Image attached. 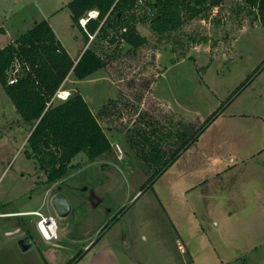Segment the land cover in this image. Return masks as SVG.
Instances as JSON below:
<instances>
[{"label":"rangeland","instance_id":"rangeland-1","mask_svg":"<svg viewBox=\"0 0 264 264\" xmlns=\"http://www.w3.org/2000/svg\"><path fill=\"white\" fill-rule=\"evenodd\" d=\"M1 1L15 16L36 20L40 17L32 15L38 8H56L50 0ZM137 9L152 18L148 7L140 5ZM214 11L210 18H197L186 26L185 36L192 35L197 42L182 41L180 49L186 57L171 51L173 46L179 49L175 39L167 44L157 43L147 21L137 26L139 34L148 41L146 46L132 52L125 43H110L105 37H97L91 50L102 57L104 68L84 80L73 73L66 83L72 94L78 93L86 100L93 114L114 100L120 87H137L132 102L124 106L126 119L119 124L127 129L131 127V116L147 120L164 109L145 97L147 87H154L152 96L189 120L196 126L195 131L214 113L223 112L199 138L198 155L189 154L179 174L177 170L163 174L153 186L148 184L155 174L154 166L139 159L126 137L106 128L113 146L119 144L123 150L121 159L115 148L93 161L80 153L65 177L48 183L52 168L49 160L42 156L35 160L26 153L34 124L25 122L0 82V214L32 210L56 216L49 202L59 188L72 207L68 217L56 216L58 245L62 249L42 241L37 216L0 218V264L25 261L20 250L21 237L27 230L23 221H32L29 229L37 238L35 248L28 254L32 264H88L90 260L92 264H216V252L205 253V258L197 262L185 239L178 236V229L192 227L189 212L193 215L192 198L178 190L179 184L184 183L179 175L211 165L210 156L219 155L226 147L246 154L264 150V28L253 15L233 12L230 0ZM216 11L219 13L213 16ZM66 13L67 8H62L52 22L59 23L76 58L88 39L79 29L80 24L77 26ZM75 36H79L78 42ZM4 46L1 43L0 48ZM103 120L100 119L102 123ZM115 120L120 121L119 117ZM217 134H228L230 140H213ZM16 228L23 234L5 232H15ZM93 243L87 253L85 247ZM104 244L112 247L113 255ZM236 244L237 241L231 243L230 264H264V245L244 253L243 247ZM83 255L87 257L82 260Z\"/></svg>","mask_w":264,"mask_h":264},{"label":"trees","instance_id":"trees-1","mask_svg":"<svg viewBox=\"0 0 264 264\" xmlns=\"http://www.w3.org/2000/svg\"><path fill=\"white\" fill-rule=\"evenodd\" d=\"M138 1L73 0L67 8L76 25L89 12L97 11L98 18L88 22L87 31L91 34L98 31V37L106 39L114 35L110 43L116 42L115 37L123 39L132 52L148 44L147 39L139 34L137 26L149 21L157 43L167 44L175 39L174 44L179 49L173 46L171 51L186 57L180 49L182 41L187 40L189 44L196 42L194 36L184 34L188 23L197 18L207 19L227 0H145L143 5L153 13L152 18L137 11L140 7ZM230 3L233 12L253 15L254 20H258L264 28V0H230ZM218 13L216 11L213 16ZM218 22L222 20L218 19ZM123 29L127 32L121 33ZM16 56L26 62L32 72L10 86L6 73ZM104 66L102 57L91 49H87L75 64L47 21L36 24L14 44L0 50V82L25 122L34 124L26 153L29 158L37 160L42 156V159L49 160L52 167L48 172L50 184L58 182L73 169L72 161L80 153H85L93 161L112 151L98 119L80 94H72L69 100L46 110L47 103L73 68L75 76L84 80ZM124 106H127L125 98L118 97L105 106L103 113L116 119L124 114ZM219 115L214 113L197 131L191 122H184L180 133L179 125L166 122L168 118L165 122L153 118L131 119L126 138L139 159L149 167L154 166L155 174L148 185L153 186L155 179L162 176ZM192 130L194 134L189 138Z\"/></svg>","mask_w":264,"mask_h":264},{"label":"crops","instance_id":"crops-1","mask_svg":"<svg viewBox=\"0 0 264 264\" xmlns=\"http://www.w3.org/2000/svg\"><path fill=\"white\" fill-rule=\"evenodd\" d=\"M71 1L73 0H50V3L53 5L55 4L56 8H54V10L53 8L49 10L47 8H38L35 11L36 13L32 15H38L40 17V20H36L35 17L15 16L8 11L9 6L5 5V3H2L0 0V45L1 43L5 44L0 50H3L8 45L14 44L36 24L47 21L61 46L67 51L75 64H77L85 51L91 49L93 42L90 44L87 32L82 27H78L88 39V42L82 50H79L77 57L74 58L59 23L56 25V23L52 22L56 18V13L60 12L62 8H67V5ZM61 5L62 7H60ZM66 16L71 18L69 11L66 13ZM29 18L31 20H29ZM74 38L76 42H78L79 36H75ZM153 88L154 87H147L146 91L143 89L146 93L145 97L149 96L153 104L161 106L164 109L160 114L157 115L153 113L149 118L160 119L163 120V122L168 118L166 122L172 125H179L178 129L180 133L181 124L189 120L174 113L167 103L161 102L159 99H156L155 96H152ZM136 90L137 87H120L115 99L124 97L125 101L130 103L133 100V92L135 93ZM112 100L104 104L100 112L94 115L98 119L103 130L106 128L111 133L116 132L117 134L119 133L121 137H126L130 128L127 129L119 126V124L124 122L126 117L124 118L123 115L119 116L120 121L118 122L115 118H110L107 113H103L105 106ZM100 119H104L105 123L104 120L102 123ZM131 119L134 121L139 119V117L137 115L134 117L131 116V118L128 119L129 122ZM104 132L108 138L105 130ZM212 139L216 141L230 140V136L228 134H217L216 137ZM199 140L200 139L185 150L164 174H169V172L174 170H177V172L182 171L185 167L181 165L183 160H185L189 154L195 153L194 155H198L199 147H197V145ZM111 145L113 152V143H111ZM219 155H211V165L202 168L199 167L195 170V173H180L179 180L184 183L179 184L178 190L180 193L192 198L193 215L189 212L188 219L192 227L187 226V230L177 228V233L179 237L185 239L189 253L196 256L197 262L205 258V256H203L205 253L212 252L213 250V252H216V264H230L231 243L234 244L235 241H237L236 245L238 247H243L242 251L244 253L254 252L258 247L264 245V150L258 149L250 154H246L236 153V150L233 149L230 151V148L226 147V150L220 151ZM170 178L166 180L165 184L168 183ZM168 199L170 198H166V200ZM34 213L35 211L26 210L22 212L0 214V218L11 217L21 219L35 216ZM23 223L27 230L21 239L23 240L28 237L29 240L27 245H30V248L26 251L20 249L21 254L24 253L23 258H25L22 264H32L31 257L29 258L28 254L35 248L37 238L29 229L32 225V221H28L27 223L23 221ZM14 231L15 232L6 230L5 232L7 235L23 234L22 230L19 228H16ZM42 241L48 245L62 249L58 243H48L43 238ZM94 245V243L92 245H87L85 247V249H87L86 252L88 253L91 251ZM249 246L251 247L250 249L247 248ZM104 247L109 248V253L111 252L113 255L112 247L107 244H104ZM86 257L87 255H83L81 259L83 260ZM91 262L93 261L90 260L88 264H92ZM116 263L120 264V262L117 261Z\"/></svg>","mask_w":264,"mask_h":264},{"label":"built area","instance_id":"built-area-1","mask_svg":"<svg viewBox=\"0 0 264 264\" xmlns=\"http://www.w3.org/2000/svg\"><path fill=\"white\" fill-rule=\"evenodd\" d=\"M145 0H139L138 4L143 5ZM99 13L97 11H92L87 14L86 17L81 19L79 21L80 26L87 32L88 38H89V43L93 42L97 37H98V31L91 34L87 31V24L90 20L92 19H97ZM153 16V13H152ZM127 30L123 29L121 33H126ZM114 35H111L108 40L113 38ZM117 44L125 43L123 39H119L118 37H115ZM32 69L31 67L26 63L23 62L19 57H15L14 61L11 65V67L7 70V80H8V85H15L19 82V80L26 76L27 74L31 73ZM74 72V68L70 71L69 75L66 77L64 82L60 85L56 93L53 95V97L50 99V101L47 103V109L48 110L51 106L65 102L69 100L72 96L71 91H69L66 88V83L68 82L69 78ZM114 148L116 152L119 155V158H122L123 155V150L121 149L119 144H115ZM35 216L39 218V221L37 223V229L42 236V238L48 242V243H53L56 244L60 241V237L58 234V224L56 221V216L52 214L51 212L48 213V215H44L43 213L40 212H35ZM183 251L184 249L181 248Z\"/></svg>","mask_w":264,"mask_h":264},{"label":"water","instance_id":"water-1","mask_svg":"<svg viewBox=\"0 0 264 264\" xmlns=\"http://www.w3.org/2000/svg\"><path fill=\"white\" fill-rule=\"evenodd\" d=\"M60 190L61 188H59V192L52 197L50 205L57 217L66 218L71 214L72 207L66 196L60 192ZM28 240V238H25L20 242V247L24 251L30 248V245H27Z\"/></svg>","mask_w":264,"mask_h":264},{"label":"flooded vegetation","instance_id":"flooded-vegetation-1","mask_svg":"<svg viewBox=\"0 0 264 264\" xmlns=\"http://www.w3.org/2000/svg\"><path fill=\"white\" fill-rule=\"evenodd\" d=\"M28 238V237H27ZM29 239V238H28Z\"/></svg>","mask_w":264,"mask_h":264}]
</instances>
